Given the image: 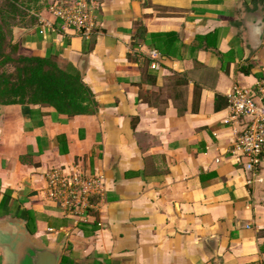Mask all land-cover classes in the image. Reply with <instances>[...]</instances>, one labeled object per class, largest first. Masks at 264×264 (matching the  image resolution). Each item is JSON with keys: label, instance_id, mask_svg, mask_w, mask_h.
<instances>
[{"label": "crops", "instance_id": "obj_1", "mask_svg": "<svg viewBox=\"0 0 264 264\" xmlns=\"http://www.w3.org/2000/svg\"><path fill=\"white\" fill-rule=\"evenodd\" d=\"M95 18L83 37L45 10L17 34L65 60L95 105H0V264L22 227L63 240L56 264H264V152L246 182L226 99L264 81V0H98ZM58 168L99 183L85 210L46 196Z\"/></svg>", "mask_w": 264, "mask_h": 264}, {"label": "built area", "instance_id": "obj_2", "mask_svg": "<svg viewBox=\"0 0 264 264\" xmlns=\"http://www.w3.org/2000/svg\"><path fill=\"white\" fill-rule=\"evenodd\" d=\"M97 6L98 0H53L46 11L60 27L86 37L96 25ZM151 59L150 67L157 69L154 54ZM226 99L229 119L237 127L228 155L248 174L246 182H250L257 176L264 152V81L233 86ZM46 182V196L67 210H85L90 197L100 190L99 183L80 170H50Z\"/></svg>", "mask_w": 264, "mask_h": 264}, {"label": "trees", "instance_id": "obj_3", "mask_svg": "<svg viewBox=\"0 0 264 264\" xmlns=\"http://www.w3.org/2000/svg\"><path fill=\"white\" fill-rule=\"evenodd\" d=\"M3 1L0 6V68L12 64L13 69L0 70V105L39 103L67 116L92 112L95 102L78 72L67 70L65 60L57 54H34L23 46L20 38L12 36L14 26L30 29L37 24L33 17L24 19L16 7L18 2L26 4L36 0ZM15 17H19L20 24L13 23ZM241 70L245 72V68Z\"/></svg>", "mask_w": 264, "mask_h": 264}, {"label": "water", "instance_id": "obj_4", "mask_svg": "<svg viewBox=\"0 0 264 264\" xmlns=\"http://www.w3.org/2000/svg\"><path fill=\"white\" fill-rule=\"evenodd\" d=\"M259 39L256 26L249 29V45L253 50ZM16 247L13 248L15 261L13 264H56L59 250L63 240L55 244L53 247H47L31 234L24 227L19 229L15 238Z\"/></svg>", "mask_w": 264, "mask_h": 264}, {"label": "rangeland", "instance_id": "obj_5", "mask_svg": "<svg viewBox=\"0 0 264 264\" xmlns=\"http://www.w3.org/2000/svg\"><path fill=\"white\" fill-rule=\"evenodd\" d=\"M52 0H36L31 1L30 3L23 4L21 2H18L16 7L21 11L22 15L24 16V19H28L30 17L35 18L38 20V17L42 11L48 10V5ZM1 2H4L3 0H0V6ZM19 16V15H18ZM19 17H15L13 19L14 24H20L18 21ZM21 30V28L14 26L12 28V36L16 39L18 32ZM6 70V71H12L13 66L12 64H6L3 67L0 68V70Z\"/></svg>", "mask_w": 264, "mask_h": 264}]
</instances>
